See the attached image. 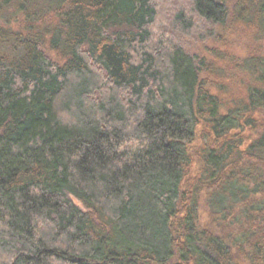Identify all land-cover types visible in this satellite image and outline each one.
<instances>
[{
  "label": "trees",
  "instance_id": "16d2710c",
  "mask_svg": "<svg viewBox=\"0 0 264 264\" xmlns=\"http://www.w3.org/2000/svg\"><path fill=\"white\" fill-rule=\"evenodd\" d=\"M261 41L264 0H0V264H264Z\"/></svg>",
  "mask_w": 264,
  "mask_h": 264
},
{
  "label": "rangeland",
  "instance_id": "374dc122",
  "mask_svg": "<svg viewBox=\"0 0 264 264\" xmlns=\"http://www.w3.org/2000/svg\"><path fill=\"white\" fill-rule=\"evenodd\" d=\"M231 42L233 43V45L236 47L237 50L240 48L241 51L244 52L246 51L247 45L249 43L244 39L239 40L237 37H234L233 35L231 36ZM260 45L263 48L262 51L264 52V41H261Z\"/></svg>",
  "mask_w": 264,
  "mask_h": 264
}]
</instances>
